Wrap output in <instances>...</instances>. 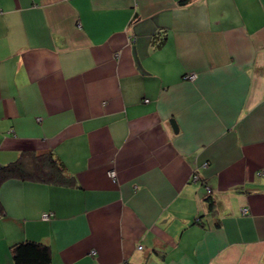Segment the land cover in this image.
<instances>
[{
    "label": "crops",
    "instance_id": "0c3cea01",
    "mask_svg": "<svg viewBox=\"0 0 264 264\" xmlns=\"http://www.w3.org/2000/svg\"><path fill=\"white\" fill-rule=\"evenodd\" d=\"M27 150L70 182L0 184V264H264V0H0V166Z\"/></svg>",
    "mask_w": 264,
    "mask_h": 264
},
{
    "label": "trees",
    "instance_id": "16d2710c",
    "mask_svg": "<svg viewBox=\"0 0 264 264\" xmlns=\"http://www.w3.org/2000/svg\"><path fill=\"white\" fill-rule=\"evenodd\" d=\"M8 179L63 185L70 182L63 165L52 152L38 153L32 150L22 151L18 158L0 166V184ZM207 200L211 202L209 196ZM10 250L14 264H48L51 259L49 247L33 240L14 243Z\"/></svg>",
    "mask_w": 264,
    "mask_h": 264
},
{
    "label": "built area",
    "instance_id": "2783aa9c",
    "mask_svg": "<svg viewBox=\"0 0 264 264\" xmlns=\"http://www.w3.org/2000/svg\"><path fill=\"white\" fill-rule=\"evenodd\" d=\"M187 77L189 78V79H193L194 78V75L193 74H191V75H187ZM109 175L111 176V177H114V171H109ZM194 179H196V176H194ZM206 192L209 194L210 192H211V190L210 189H206ZM246 209H242V213H246ZM42 217L44 218V219H48L49 218V213H45V214H43L42 215ZM142 248V246H138V249H141Z\"/></svg>",
    "mask_w": 264,
    "mask_h": 264
},
{
    "label": "water",
    "instance_id": "95a60500",
    "mask_svg": "<svg viewBox=\"0 0 264 264\" xmlns=\"http://www.w3.org/2000/svg\"><path fill=\"white\" fill-rule=\"evenodd\" d=\"M171 124H172L173 128L176 130V125H175L173 120L171 121Z\"/></svg>",
    "mask_w": 264,
    "mask_h": 264
}]
</instances>
